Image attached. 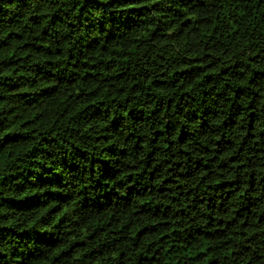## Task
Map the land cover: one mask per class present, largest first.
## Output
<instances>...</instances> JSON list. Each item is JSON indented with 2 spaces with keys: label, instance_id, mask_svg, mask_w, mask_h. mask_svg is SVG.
<instances>
[{
  "label": "trees",
  "instance_id": "1",
  "mask_svg": "<svg viewBox=\"0 0 264 264\" xmlns=\"http://www.w3.org/2000/svg\"><path fill=\"white\" fill-rule=\"evenodd\" d=\"M124 2L109 0L111 4ZM199 2L171 0L168 5L167 17L179 23L178 33L173 34L177 39L185 32L188 35L200 32L204 25L211 27L213 22L209 20L183 19L184 8L188 6L191 12ZM109 3L102 0H0V264H25L29 257L38 254V245L52 243L49 233L59 240L65 228L72 229L69 235L79 238L53 264H70L71 254L77 250H85L78 264H92L97 259L100 264H117L106 255L115 250H120L121 257L133 252L134 264L145 261L152 264L159 256L171 257L188 251L181 246L190 239L189 225L177 223L171 236L165 234L159 242L153 241L137 253L142 236L169 227L168 217L172 216L169 207L181 208L182 204L178 215L187 219L189 214L199 213L198 202L207 208V215L200 223L211 224L215 214H226L220 220L223 226L220 230H205L210 240L219 241L229 233L234 234L237 225L249 230L247 255L251 259L248 264H254L264 251V184H257L254 176L249 177L248 190L240 194V199L229 209L238 187L232 180L221 175L219 184H210L211 172L204 177H199V173L177 176L172 169H179L172 160L165 165L168 173L162 190L149 189L145 195L152 193L154 199L137 207L134 200L130 202L123 197L134 190L132 186L137 180L140 189L149 183L153 166L145 163L140 177H129L128 184L120 186L107 163L112 159L110 145L101 144L118 131L115 113L105 123L102 135L80 134V125L85 120L107 117L110 109L122 110L121 104L126 105L131 116L137 105L134 94L140 87L137 81L142 77L134 78L135 60L124 59L134 54L112 51L107 45L119 39L122 32H136L141 27L140 17L149 9L133 8L117 14ZM247 4L255 16L247 29L251 35L246 39L259 51L249 61L251 79L245 87L258 78L264 79V56L260 55L264 53V0H247ZM223 22L222 16L214 21L221 26V31ZM221 31L213 29L211 35L205 34L201 41L209 61L212 53L219 49H209L208 45L223 47L225 39H230ZM97 41L106 46L101 47ZM97 51L103 58L95 55ZM195 62L198 67L185 69L181 79L187 81L198 72L215 67L204 57H196ZM222 76L210 73L192 94L183 92L182 86L177 84L175 99L170 103L174 112L172 119L179 121L178 136L184 134L185 123L193 126L188 112L196 117L204 116L207 82L212 80L217 87H227L225 80L231 72ZM74 84L79 85L75 92L71 91ZM122 96L126 99L118 103ZM91 100L96 103H90ZM156 103L158 107L159 102ZM227 104L226 126L222 128L225 133L230 132L231 114L236 107L231 100ZM249 122L253 131L245 136L247 145L242 144V147H252L257 138L264 142V132L258 137L255 135V114L249 116ZM129 123H135L134 118ZM261 127L264 128V124ZM164 134L167 136L166 128ZM135 139L139 140V136ZM183 159L188 161L187 156ZM231 160L233 157L213 154L205 158L200 167L215 166L219 162L227 171L232 166ZM173 182L180 185L176 189L178 198L173 197L171 205L165 206L162 198L169 195L166 189ZM41 188L43 192L39 191ZM77 191L79 196H76ZM73 197H76L73 211L52 223L57 211L71 203ZM53 202L56 208L49 207ZM141 217L161 219V223L146 224ZM33 220L36 223L29 228L27 225ZM138 224L144 227L132 237L130 233ZM220 251L219 245L209 248V255L213 256L209 264H220L216 258ZM203 257L204 253H200L188 259L194 261Z\"/></svg>",
  "mask_w": 264,
  "mask_h": 264
},
{
  "label": "clouds",
  "instance_id": "2",
  "mask_svg": "<svg viewBox=\"0 0 264 264\" xmlns=\"http://www.w3.org/2000/svg\"><path fill=\"white\" fill-rule=\"evenodd\" d=\"M102 2L109 3V0H102ZM170 3L171 0H144L143 3L138 0L137 2L125 0L124 3H109L110 9L117 14L133 8L147 7L149 9L148 13L140 17L141 27L136 32H122L119 39L107 45L112 51L119 50L134 54L124 59H134L137 69L134 78L142 77L137 81L140 87L134 94L137 105L133 108L131 116L128 114L126 105L121 104L122 110L110 109L107 117L85 120L80 125V134L102 135L105 123L111 120L115 113V120L119 121V124L116 125L118 131L113 132L101 144L110 145L108 150L112 153V159L107 163L113 168L120 186L128 184L129 177H140L145 171L143 168L145 163H151L153 166L149 183L140 189L139 180H137V184L132 186L134 190L130 191L127 197H123L130 202L134 200L137 207L141 203L154 199L152 193L145 195L149 189L155 192L162 190L168 173V168L165 165L175 160L179 171L172 169V172L177 176H195L199 173V177H204L211 172L210 184H219L221 175L232 180L238 187L233 203L228 205V208L231 209L234 203L240 199V194L248 190L249 177L254 176L257 184H264V146H262L264 142L257 138L253 140L252 147H242V144L247 145L245 136L253 131V128L249 127L250 115L255 114V135L258 137L260 132H264V128L261 127L264 124V79L258 78L253 81L252 85L245 87L248 85V80L251 79L249 61L259 51L251 45L249 39H246L251 35L247 29L255 13L252 11V7L247 4V0H200L193 11L189 12L188 6L184 8L183 19L209 20L213 22L211 27L204 25L200 32L194 35H188L185 32L177 39L173 34L178 33L179 23L167 17ZM217 16L224 18L222 31L221 26L214 23ZM213 29L221 31L222 35L226 34L230 39H225L223 47L220 44L208 45L209 49L213 47L219 49L212 53V59L209 61L208 52L204 50L201 41L204 40L205 34L210 36ZM233 33L236 35L233 36ZM109 39L111 40V38ZM97 43L100 44V41ZM100 46L105 47L106 45L100 44ZM95 55L103 58L99 51ZM260 55L264 56V53H260ZM196 57H204L207 63H214L215 67L198 72L187 81L181 79L185 74V69L198 67L195 62ZM227 72H231V76H227L225 80L226 88L217 87L212 80L207 82L208 99L204 116L196 117L188 112V119L193 122V126L190 127L185 123L184 134L178 136L179 121L172 119L174 112L171 110L170 103L175 99L177 84L182 86L183 92L192 94L205 76L210 73L214 76H222V73L226 75ZM73 79H75V74H73ZM78 86V84H74L71 91L75 92ZM124 99L126 96L119 97L117 102ZM229 100L236 107L231 114L230 132L225 133L222 128L226 126L225 112ZM157 101L159 102L158 107ZM89 102L96 103L95 100ZM133 118L135 123L130 124L129 120ZM165 128L167 136L164 134ZM130 129H134V131H130ZM137 135L139 140L135 139ZM165 154H168L167 157ZM213 154L233 157V160L229 161L232 166L227 171L220 166L219 162L215 166L200 167L205 158H211ZM184 156L188 157L187 162L183 159ZM179 186L177 182H173L167 187L166 191L169 195L162 198L165 206L171 205L173 197L178 198L176 189ZM39 191L43 192L44 189L41 188ZM76 196H79L78 191ZM75 203L76 197H73L71 203L63 205L57 211L52 223L59 222L61 217L71 213ZM198 203H200L199 213L195 216L189 214L187 219L178 215L182 210V204L181 208L169 207V211L172 212V216L168 217L169 227L152 235H143L137 246V253L141 248L151 245L153 241L159 242L161 236L165 234L171 236L176 231L174 225L179 223L189 225L190 239L181 246L187 248L188 251L178 252L171 257L159 256L152 261V264H186V261L187 264H209V260L213 259V256L209 255V248L217 245L221 249L216 254L220 264H234V261L235 264H248L251 259L247 255L249 230L237 225L234 234L229 233L219 241L210 240L205 230L213 232L220 230L223 227L220 220L224 219L226 214H215V219L211 224L200 223L201 219L207 215V208L202 202ZM49 207L56 208V204L53 202ZM229 218L231 217L229 216ZM141 219L146 224L158 225L161 223V219L148 220L144 217ZM35 223L36 221L33 220L27 226L31 228ZM240 223H243V219ZM142 227L144 224H138L130 235L136 237ZM71 231L72 229L65 228L62 233L63 238L59 240L55 235L49 233L52 243L38 245V254L29 257L25 264H53V261L79 238L74 234L69 235ZM84 251H74L71 254L70 264H78ZM200 253H204L203 259L194 261L188 259L197 257ZM106 255L115 259L117 264H134V254L131 251L127 252L124 257H121L120 250L110 251ZM92 264H100V260L97 259ZM144 264H148V262L145 261ZM254 264H264V251L259 253Z\"/></svg>",
  "mask_w": 264,
  "mask_h": 264
}]
</instances>
